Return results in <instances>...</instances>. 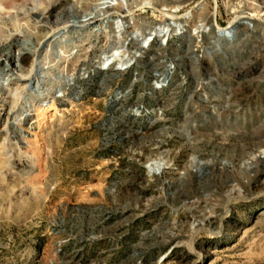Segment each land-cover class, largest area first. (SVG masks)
Listing matches in <instances>:
<instances>
[{
	"label": "rangeland",
	"instance_id": "obj_1",
	"mask_svg": "<svg viewBox=\"0 0 264 264\" xmlns=\"http://www.w3.org/2000/svg\"><path fill=\"white\" fill-rule=\"evenodd\" d=\"M104 3L0 0V264H264V0Z\"/></svg>",
	"mask_w": 264,
	"mask_h": 264
},
{
	"label": "bare ground",
	"instance_id": "obj_2",
	"mask_svg": "<svg viewBox=\"0 0 264 264\" xmlns=\"http://www.w3.org/2000/svg\"><path fill=\"white\" fill-rule=\"evenodd\" d=\"M106 1L108 2V4L104 3L103 4L104 6H108V7H112L113 6L114 7V6H116L115 4H116V1H118V0H106ZM122 3L125 4V5L127 4L125 2H122ZM104 6H102V7H104ZM143 6L146 7V8H154V5L151 2H145L143 4ZM178 9H179V7L176 8L175 10H178ZM164 14L168 17L169 24L167 26L159 27L158 30H156V31L154 30L155 31L154 34H156L157 31H158V33H160V37L165 42L167 40V38L170 36L173 26H174V28H173L174 30L173 31L180 34L182 29H183V25L181 23L176 22L175 19H176L177 15L176 16L171 15V14L169 15V14H166V12ZM190 16H191L190 13L185 15V17H190ZM115 22H116V25H117L116 28L118 29L117 36H120L121 35V31L126 26V22L124 21V17L122 15H119V18L116 19ZM241 24H242V20H240L238 18L235 19L232 22V24L230 26V29L228 31L224 30V31H220L219 32V38L222 37V36L223 37L227 36L228 38H230V36L235 35ZM133 36L136 37L137 39H140L142 37V35L138 34V33L133 34ZM150 40L151 39H146V40H144L142 42V44L147 45L150 42ZM129 52L130 51L127 50V49H121V48L119 49V48H117L115 53H114V55H112L111 57H109L108 59L103 61V67L102 68L103 69H108L113 62L119 61L118 67L121 68L122 70H124L125 67L129 66V64L131 62V59L128 58L129 57ZM36 54H37V51L34 52V55H36ZM137 55H138V53L135 52L134 56L137 57ZM34 68H35V66H34ZM167 166H171L169 161H168V159L166 161H162V162L158 163V165L156 164V167H152V165H150L149 166L150 175H152V174L158 175V174H161V173L164 174V170L163 169L166 168Z\"/></svg>",
	"mask_w": 264,
	"mask_h": 264
}]
</instances>
